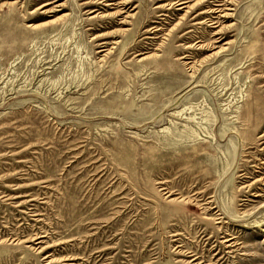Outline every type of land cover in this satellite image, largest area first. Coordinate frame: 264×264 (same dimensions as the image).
<instances>
[{
  "label": "rangeland",
  "instance_id": "obj_1",
  "mask_svg": "<svg viewBox=\"0 0 264 264\" xmlns=\"http://www.w3.org/2000/svg\"><path fill=\"white\" fill-rule=\"evenodd\" d=\"M222 1L0 0V264H264V0Z\"/></svg>",
  "mask_w": 264,
  "mask_h": 264
},
{
  "label": "bare ground",
  "instance_id": "obj_2",
  "mask_svg": "<svg viewBox=\"0 0 264 264\" xmlns=\"http://www.w3.org/2000/svg\"><path fill=\"white\" fill-rule=\"evenodd\" d=\"M226 0L222 1V2H225ZM111 2V1H110ZM115 3V2H114ZM217 5V4H216ZM222 5V4H220ZM186 7V6H185ZM229 8V7H228ZM123 9V8H122ZM221 9V8H220ZM124 11V10H123ZM223 16V15H222ZM125 17V16H124ZM218 18V17H217ZM229 19V18H228ZM125 29V28H124ZM202 45V44H201ZM115 47V46H114ZM226 49V48H225ZM103 50V49H102ZM224 51V50H223ZM104 53H107V52H104ZM104 55V54H103ZM250 181V180H249ZM261 190V189H260ZM219 222V221H218ZM261 229V228H260ZM182 254V253H181ZM193 259V258H192ZM194 262V261H193ZM216 264V263H215Z\"/></svg>",
  "mask_w": 264,
  "mask_h": 264
}]
</instances>
